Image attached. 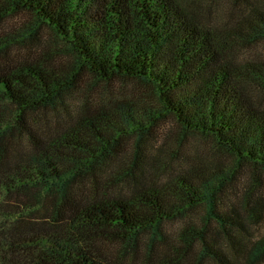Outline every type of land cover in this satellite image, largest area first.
I'll return each instance as SVG.
<instances>
[{
  "label": "trees",
  "instance_id": "1",
  "mask_svg": "<svg viewBox=\"0 0 264 264\" xmlns=\"http://www.w3.org/2000/svg\"><path fill=\"white\" fill-rule=\"evenodd\" d=\"M261 43L264 0H0V264L263 260Z\"/></svg>",
  "mask_w": 264,
  "mask_h": 264
},
{
  "label": "rangeland",
  "instance_id": "2",
  "mask_svg": "<svg viewBox=\"0 0 264 264\" xmlns=\"http://www.w3.org/2000/svg\"><path fill=\"white\" fill-rule=\"evenodd\" d=\"M17 29L14 30V32ZM60 48V47H56V50ZM62 48H63V44H62ZM250 57L255 58V57H259L261 58V60H264V43H261L259 45H257L256 47H253L250 51ZM256 59V58H255ZM258 59V58H257ZM124 85H126L127 90H125L123 92V95H130L129 96V100L130 101H136L138 102V109H141L143 107H140V105H144V104H154V98L151 96V94L149 93V88L146 86H138L135 83L133 84V81H128L127 83H125ZM99 87L102 86L98 85ZM139 91H134L133 89H136ZM161 120V124H159L158 128H154L152 130V136H153V143H157V144H161L164 141L166 142V138L167 135L169 134V130L171 129V123L169 121H167L166 119H160ZM174 128H176V126H174ZM176 130V129H175ZM126 140V138H124ZM210 147L211 145L209 144L206 148H204V153H205V157L204 159L209 156L210 154ZM243 212V211H242ZM204 216V212L202 208H197L195 211L189 212L187 214L186 217L183 218V220L175 222V223H168L165 225L164 227V234L167 238L168 242H165L164 245H158V247L156 248V253L157 255H160L159 257H172L175 255V250H174V246L172 244H175V240L177 239L178 235L180 233H182V228H185L186 226H193L195 228L198 229H202V226L204 224H199L201 222V219ZM231 220H227L226 226H231L230 225ZM205 226V225H204ZM207 226V225H206ZM216 225L213 222H210L207 226V229H203L202 231L205 234L206 239L209 242H213L215 239V234H216ZM204 228V227H203ZM264 238V223L261 224L260 226H258L254 231H252L251 236L246 234L244 235V240L243 243L246 244V240L250 241V242H255L258 241L259 239ZM172 245V246H170ZM185 247V246H184ZM216 247V246H215ZM162 253V256H161ZM195 247L191 248V250L189 251L188 256L185 258V261L182 264H194V257H195ZM240 264L243 262H245V257H239L238 261H240ZM257 264H264V259L259 261Z\"/></svg>",
  "mask_w": 264,
  "mask_h": 264
}]
</instances>
